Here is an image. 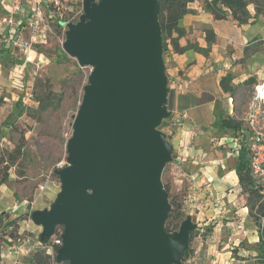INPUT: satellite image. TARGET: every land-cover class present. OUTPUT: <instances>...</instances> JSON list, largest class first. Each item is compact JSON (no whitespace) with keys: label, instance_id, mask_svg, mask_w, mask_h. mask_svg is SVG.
<instances>
[{"label":"rangeland","instance_id":"374dc122","mask_svg":"<svg viewBox=\"0 0 264 264\" xmlns=\"http://www.w3.org/2000/svg\"><path fill=\"white\" fill-rule=\"evenodd\" d=\"M57 2V6H44L42 42L33 45L31 50L15 48L7 38H0V161H4L0 164V177L5 168L8 176L6 183L0 186V264H27V253L44 250L40 244L41 228L32 223L31 215L49 209L60 192L57 172L67 165L66 145L72 136L73 123L91 71L90 67L79 66L77 60L64 50L68 24H76L85 15L84 0ZM198 3L202 6V2ZM187 11V14L198 13L196 10ZM248 11L254 15L253 6H249ZM59 13L62 14L61 18L58 17ZM201 15L198 22L183 28L180 45L194 46L192 53L205 58H219L222 63L234 59V65H239L234 75L240 82L234 86L231 95L222 93L216 100L210 124H207V115H210L207 109H202L199 114L198 110L193 111L189 107L178 108V114L184 112L192 116L194 122L189 123L188 117L182 118L185 114L178 115L171 111L172 96L169 94L170 76L167 69L175 62L169 59L170 50L162 51L167 77L165 106L170 117L162 121L159 130L170 144L175 137L176 141H182L181 150L185 149V152L172 148V162L165 165L161 182L168 187L169 203L173 201L181 206L182 218L176 221L174 232L188 217L195 225L196 232L189 241L190 251L182 264H206L207 261L215 260V256L210 257L209 246L217 248L216 243L219 241L229 244L227 251L230 254L226 261L231 260V264H264V239L258 242L252 238L255 234L258 238L264 226V217L256 214L257 221L250 218V227L256 233L248 232L245 236L225 235L224 231L217 235L213 232L214 225L206 217L199 221L196 219L201 209L207 212L213 208L210 191L213 194L222 192L234 198L243 197L246 205V196L238 183L232 186L228 182L227 186L218 188V182L212 180L213 177L222 180L221 176L233 168L236 158L232 156L236 149L235 143L227 140L231 138L230 133L219 131L214 122L217 123V118L221 117L234 119L242 125L245 123L253 85L243 82L255 77L253 73L264 64L263 59H255L253 67L248 69L246 61L255 52L264 54V17L259 15L256 20H250L243 26H237L230 17L227 18L228 24L236 30L245 28L247 41L239 43L236 48L228 39L217 46L213 30L216 24L209 15ZM208 31L214 35V44L207 53L197 52V48L205 49L199 44L203 41L202 44L206 46ZM24 39H28L27 34ZM186 63L187 68L196 64L191 59ZM214 70L212 74L217 75L225 68L221 66ZM215 79L210 80V83ZM175 119L182 121L176 122ZM220 138H227L222 145ZM218 169L220 173H217ZM40 186L44 188L42 192ZM51 241L52 238L48 240ZM222 246H218V251Z\"/></svg>","mask_w":264,"mask_h":264},{"label":"water","instance_id":"95a60500","mask_svg":"<svg viewBox=\"0 0 264 264\" xmlns=\"http://www.w3.org/2000/svg\"><path fill=\"white\" fill-rule=\"evenodd\" d=\"M68 24L65 53L90 67L67 142L60 192L32 213L41 241L62 229L57 264H182L190 217L165 229L171 206L161 182L172 146L158 0H84Z\"/></svg>","mask_w":264,"mask_h":264},{"label":"crops","instance_id":"0c3cea01","mask_svg":"<svg viewBox=\"0 0 264 264\" xmlns=\"http://www.w3.org/2000/svg\"><path fill=\"white\" fill-rule=\"evenodd\" d=\"M201 2V1H200ZM188 10H196L198 13L195 15L193 14H186L180 21L179 26L181 28H187L188 25H192L195 22H198L199 15L201 14H207L209 15L202 6L199 5L198 1H195L188 5ZM202 17V15H201ZM211 21H213L214 28L219 30H214V34L216 37V45H221L222 42H224L226 39H228V42L230 40V43L232 42L234 47L237 48L239 46V43L246 42L247 38L244 36L245 28L241 27L240 30H236L232 25L230 26L228 24V21L222 20V21H215L212 19V17L209 15ZM186 18V19H185ZM185 22H188L187 25H185ZM222 24V25H221ZM5 35H3L0 31V38H4ZM203 41L199 44L200 47L206 48L205 45L202 44ZM237 56L239 55L238 52H235ZM211 56V54H210ZM242 57V56H240ZM263 59L264 60V54H260L258 52H255L250 56L248 61H246V67L250 69V67H253L252 64L256 61ZM170 60L174 61L175 64L169 67L167 69V74L170 76L169 79V94L172 96L171 101V111L172 113L178 114L177 109L181 107V109H185L186 107L191 108L193 111L198 110V113H202V109H207V112L210 113V115H207V124L212 123V117H213V108L215 105V102L217 99H219L222 96V90L219 87V80L225 76L226 74H231L233 77L232 85L235 86L240 82L238 78L234 75L236 68H238L239 65H234V59H228L226 62L222 63L220 62L221 59H212V58H205L201 55H198L196 53H192L191 50L186 51L182 55L173 54L170 52ZM188 59H191L192 61H195V65L190 66L187 68V63L185 65V62H187ZM256 59V61H255ZM264 65V64H262ZM225 68V70L218 72L217 75L212 74L214 72V68ZM200 67V68H199ZM256 66L254 67V69ZM225 71V72H224ZM255 73H253L252 76H254ZM214 82L210 83V80L214 79ZM246 78V77H245ZM255 78V77H252ZM247 80V79H246ZM245 80V81H246ZM173 90V92H172ZM173 93V94H172ZM184 111V110H183ZM180 114V113H179ZM178 114V115H179ZM182 114H185L184 112ZM180 114V115H182ZM188 117L189 123L194 122L193 118L190 114L182 115V118ZM185 118V119H186ZM214 119V118H213ZM211 120V121H210ZM176 122L182 121L175 119ZM203 127V126H202ZM227 138H220L219 142L220 145L226 140ZM224 140V141H223ZM231 142L233 141V138L231 140L227 139ZM173 142V143H172ZM171 142V146L175 150L182 151V153L185 152V149L181 150V146L183 145L182 141H176V137L173 138V141ZM175 142V147H174ZM177 142V143H176ZM177 148V149H176ZM234 149V148H233ZM236 149H234V153H232L233 157H236L237 154L235 152ZM234 167V166H233ZM223 169L224 167L221 166ZM217 173H220V170H217ZM222 180L219 181L218 178L213 177L215 182H218L219 185H216L218 188H221L223 185L228 184V182L231 183L232 186L237 185L238 179L236 177L235 172L233 171V168L229 170L228 172L224 173L223 176H221ZM220 182V183H219ZM210 201L213 202V208H210L207 212H204L203 209L200 210L198 214H196V219L199 221L200 219H203L206 217L209 222H212V225H214L213 232L218 235V233H223L225 235H240L245 236L248 232H255L252 227H250V216L248 215V209L245 207L244 198H234L233 196H229L226 194H217L214 192L211 193L210 191ZM203 217V218H202ZM225 220L226 222L222 221ZM252 233V234H253ZM250 235V234H248ZM252 238H256V241L259 239L257 238V234L252 235ZM245 239V238H243ZM243 241V240H242ZM218 246H222L221 250L218 251V246H209V252H211V256H215V260L213 261H207L206 264H231L230 261H226L229 257V252L227 249L229 248V244H226L224 242H218L216 243ZM212 245V244H211ZM29 253H27L28 255ZM221 256V257H219ZM209 257V258H210ZM221 260V261H220ZM189 264V263H185Z\"/></svg>","mask_w":264,"mask_h":264},{"label":"trees","instance_id":"16d2710c","mask_svg":"<svg viewBox=\"0 0 264 264\" xmlns=\"http://www.w3.org/2000/svg\"><path fill=\"white\" fill-rule=\"evenodd\" d=\"M201 1L204 10L211 15L215 21L227 20L228 17L237 24V26H243L248 24L250 20H256L261 15L264 17V0H158L159 4V15L158 22L160 26V33L162 39V51H171L173 54L182 55L186 51L195 49L194 46L180 45V39L183 38V28L179 26L181 19L187 14V7L189 4ZM253 6L254 15H250L248 7ZM261 6V7H260ZM206 48L198 49L197 52L207 53L211 46L214 44V35L208 31L205 36ZM170 48V49H169ZM3 62V61H2ZM233 77L231 74H226L219 80V87L223 93L231 95L234 92L235 87L232 85ZM255 78H248L243 82L245 85H253ZM170 113H168V118ZM218 130L224 133L229 132L231 138L235 139L240 135L243 125L234 119H224L221 117L217 118L215 123ZM4 161H0V164ZM7 168L0 177V186L7 181ZM233 171L238 179V184L241 188L242 193L246 196V205L248 208V215L255 221L256 214L260 217H264V202H260L261 196L258 190L254 188L252 178L249 169V159L247 153L241 148L235 158V165ZM164 190L168 194V187L163 186ZM171 209L168 214V218L165 223V229L167 232L172 233L176 228V221L181 220V206L178 203L170 201ZM256 208V209H255ZM1 220V217H0ZM14 223H10L12 225ZM61 230V228H57ZM56 230V231H57ZM263 231V232H261ZM258 235V242L264 239V226L261 228ZM196 232V229L190 231L189 241L192 239ZM42 246L50 244L48 241H41ZM57 248H55L56 252ZM190 249L188 248L183 252L182 257L185 260L188 257ZM31 252V251H30ZM28 254L25 261L27 264H52L51 257L46 254L45 250H35Z\"/></svg>","mask_w":264,"mask_h":264},{"label":"built area","instance_id":"2783aa9c","mask_svg":"<svg viewBox=\"0 0 264 264\" xmlns=\"http://www.w3.org/2000/svg\"><path fill=\"white\" fill-rule=\"evenodd\" d=\"M55 4L57 0H0V31L15 48L29 51L32 46L42 42L45 21V5ZM61 18L62 14L59 13ZM25 34L28 39L25 40ZM253 92L247 107L245 123L240 135L233 139L236 154L241 148L249 159L250 175L254 188L264 202V65L255 71ZM42 192L44 188L39 187ZM33 203H31L32 205ZM30 222V218L28 217ZM263 227V226H262ZM57 230V229H56ZM62 229L55 231L52 241L44 246L46 254L55 262V248L61 246Z\"/></svg>","mask_w":264,"mask_h":264}]
</instances>
